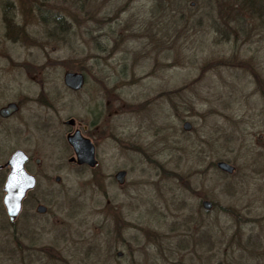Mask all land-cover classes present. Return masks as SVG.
I'll list each match as a JSON object with an SVG mask.
<instances>
[{"label":"rangeland","instance_id":"1","mask_svg":"<svg viewBox=\"0 0 264 264\" xmlns=\"http://www.w3.org/2000/svg\"><path fill=\"white\" fill-rule=\"evenodd\" d=\"M0 81L40 161L0 264H264V0H0Z\"/></svg>","mask_w":264,"mask_h":264},{"label":"water","instance_id":"2","mask_svg":"<svg viewBox=\"0 0 264 264\" xmlns=\"http://www.w3.org/2000/svg\"><path fill=\"white\" fill-rule=\"evenodd\" d=\"M62 81L64 86L70 90L77 91L83 86L84 76L79 72L66 71L62 76ZM13 110H15V106L12 104L9 108L2 109L1 112L5 111L9 113ZM66 123L72 125L73 121L67 120ZM182 127L184 130L188 131L191 125L188 122H184ZM66 139L74 153L70 160H74L78 164H84L88 167L95 166L94 145L88 138L79 136V132L76 130L74 133L69 134ZM26 161L27 155L22 150H16L5 163V166H7L9 170L2 186V204L10 222L17 216L20 210L21 200L24 198L27 191L33 189L36 184L35 176L28 173L24 167ZM216 167L227 174H231L234 171V167L225 161H217ZM124 176V170H119L114 174V178L119 184L123 183ZM55 181H59L58 176L55 177ZM210 206L211 203L209 201H202V207L204 209H209ZM45 209L43 205H38L36 207L38 213L45 212Z\"/></svg>","mask_w":264,"mask_h":264},{"label":"flooded vegetation","instance_id":"3","mask_svg":"<svg viewBox=\"0 0 264 264\" xmlns=\"http://www.w3.org/2000/svg\"><path fill=\"white\" fill-rule=\"evenodd\" d=\"M2 89H3V85L1 84V81H0V135H4V136H7V135H9V137L11 138V140L12 141H14V143H15V147H14V149H13V151L9 154V156L7 157V159L5 160V162L3 163V165H0V168H5V170L7 171V173H8V167L7 166H5V163H6V161L8 160V158L10 157V155L14 152V151H16V150H22V149H19V148H17V145H16V140H17V136H18V128H17V113H18V110H19V103H18V101L15 99V98H10V99H8V100H2L1 99V92H2ZM14 105L15 106V110H13L12 112H9V113H7V112H5V111H2L1 112V110L2 109H5V108H9V106L10 105ZM72 126V125H71ZM76 130H74L72 133H74ZM78 131V130H77ZM79 132V131H78ZM72 133H68L67 135H66V137L69 135V134H72ZM79 136H81L80 135V132H79ZM26 155H27V161L25 162V165H24V167H25V169H26V171L28 172V173H30V174H32L31 172H29L28 171V169H29V167H30V165H31V163L33 162V164H35V165H39V163H40V161H39V159L38 158H35V159H33V161H32V159H31V157L28 155V153H27V151H25V150H22ZM73 155H74V153H73ZM72 155V156H73ZM72 156H70L69 158H68V162H70V163H75L76 165H79V166H86V165H84V164H78L76 161H74V160H70L71 158H72ZM97 162V161H96ZM96 165V164H95ZM7 173H6V175H7ZM32 175H34V174H32ZM35 176V175H34ZM6 177V176H5ZM35 179H36V184H37V178H36V176H35ZM35 184V186H34V188L33 189H31V190H29V191H27V193L25 194V196H24V198L21 200V206H20V210H19V212H18V214H17V216L15 217V219L12 221V222H10L11 223V227H12V229H13V231H16L17 230V223H18V221L20 220V218H21V215H22V211H23V207L24 206H27L26 204H28V201H29V195L31 194V192H33V190L35 189V187L37 186ZM31 201H33L32 203H36V207L38 206V205H43V204H41L40 202H38V199L37 198H34V199H32ZM44 206V205H43ZM36 207H35V212L36 213H38L37 211H36ZM46 209H45V212H43V213H38V214H40V215H42V214H45L46 212H47V207H45ZM21 225H23V227L25 228V229H27L28 230V225H26L25 223H24V221L23 222H21ZM121 254H122V252H120V251H118L117 252V256H121Z\"/></svg>","mask_w":264,"mask_h":264}]
</instances>
